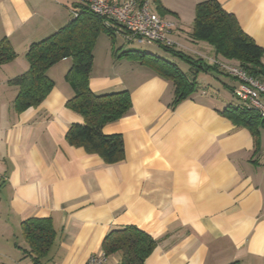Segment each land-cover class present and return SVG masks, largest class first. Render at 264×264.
I'll use <instances>...</instances> for the list:
<instances>
[{
    "label": "crops",
    "instance_id": "1",
    "mask_svg": "<svg viewBox=\"0 0 264 264\" xmlns=\"http://www.w3.org/2000/svg\"><path fill=\"white\" fill-rule=\"evenodd\" d=\"M149 1L175 24L176 43L215 56L190 38L196 7L209 0ZM217 1L264 48V0ZM79 4L0 0V42L18 54L0 66V264H37L22 233L32 218L50 219L56 233L40 264H86L104 254L112 230L128 226L157 241L145 264H264V126L256 138L222 115L237 106L217 100L226 90L234 97L236 82L225 83V74H200L198 91L172 107L173 83L123 56L126 48L106 42L98 56V41L108 40L101 33L90 88L127 90L133 104L129 116L104 129L123 140L124 160L112 165L66 140L71 125L84 123L66 107L75 95L66 80L71 59L48 71L55 87L39 107L16 111L13 79L28 71L30 47L66 27ZM120 262L117 253L106 264Z\"/></svg>",
    "mask_w": 264,
    "mask_h": 264
},
{
    "label": "trees",
    "instance_id": "2",
    "mask_svg": "<svg viewBox=\"0 0 264 264\" xmlns=\"http://www.w3.org/2000/svg\"><path fill=\"white\" fill-rule=\"evenodd\" d=\"M77 9L79 11L75 12L78 17L73 15L66 27L30 47L26 54L28 71L13 79V83L19 88L15 108L18 113H22L39 107L55 87L48 71L59 62L71 59L72 66L66 80L75 95L68 100L66 107L81 116L84 123L71 125L66 133V140L75 148L98 155L106 164H117L124 160L122 137L106 135L104 129L131 114V93L124 90L96 94L90 88L96 41L103 31L110 37H114L116 31L107 27L105 20L87 7L79 4ZM190 38L192 42L210 45L215 53L214 60L238 65L264 82V48L243 31L236 17L226 12L217 0L197 5ZM158 46L170 51L174 58L188 65L189 71L184 72L177 64L149 53L126 50L122 55L138 60L140 64L148 66L173 83L175 91L172 107L190 99L198 91L200 74L222 73L217 65L204 58L195 57L180 49ZM17 58L18 54L11 43L2 40L0 66ZM221 113L236 126L248 129L256 138L257 126H264V119L242 105H229ZM22 233L30 247L29 254L40 264L54 245L56 233L51 220L29 219L22 224ZM156 247L157 241L135 226L112 230L102 244L106 256L121 254L120 264H145Z\"/></svg>",
    "mask_w": 264,
    "mask_h": 264
},
{
    "label": "built area",
    "instance_id": "3",
    "mask_svg": "<svg viewBox=\"0 0 264 264\" xmlns=\"http://www.w3.org/2000/svg\"><path fill=\"white\" fill-rule=\"evenodd\" d=\"M79 3L103 18L106 26L117 31L127 43L183 49L171 38L175 24L160 18L149 0H79ZM73 15L78 17L77 12ZM211 62L236 82L232 94L241 105L264 119V82L238 65L219 60ZM107 259L105 253L94 254L86 264H106Z\"/></svg>",
    "mask_w": 264,
    "mask_h": 264
},
{
    "label": "rangeland",
    "instance_id": "4",
    "mask_svg": "<svg viewBox=\"0 0 264 264\" xmlns=\"http://www.w3.org/2000/svg\"><path fill=\"white\" fill-rule=\"evenodd\" d=\"M102 36H104L105 38H108V40H103V39H100L98 41L99 43V46H98V50H97V53H98V56L103 53L102 49L105 47V43L108 42L110 45H114L118 50L121 49L123 50L124 48H126V50H131V51H139V52H142V53H149V54H152L153 56H157V57H160L162 58L163 60H166V61H170L172 63H175L177 64L184 72H187L189 70V66L186 65L185 63L181 62L179 59L177 58H174L173 57V54L158 46V45H141V44H136V43H127L122 36L120 35H117V36H114V37H110L108 36V34L106 32H102ZM102 38V37H101ZM96 41V43H97ZM122 47V48H120ZM120 50V51H121ZM180 50H183L184 52H186L187 54H191L195 57H199V58H204V59H207L203 56V54L201 53V55L199 54L198 51H189V50H186V49H180ZM209 60L208 62H211L212 60L215 59V56H209L208 57ZM99 60L100 57L98 58ZM212 63V62H211ZM223 73V72H222ZM224 74V73H223ZM226 75V74H225ZM227 76V75H226ZM222 80L225 82V83H230L231 82V78L230 77H221ZM230 78V79H229ZM217 100H224L225 102H227L226 104H229V103H234V104H237L238 106L241 105L240 101L237 100L235 97H232L230 95V92H228L227 90L225 92H220L218 93L217 95ZM229 102V103H228ZM264 135V134H263Z\"/></svg>",
    "mask_w": 264,
    "mask_h": 264
}]
</instances>
